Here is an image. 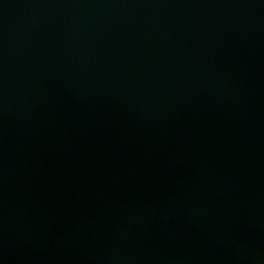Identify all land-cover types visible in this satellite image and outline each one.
Instances as JSON below:
<instances>
[{
	"label": "water",
	"instance_id": "obj_1",
	"mask_svg": "<svg viewBox=\"0 0 264 264\" xmlns=\"http://www.w3.org/2000/svg\"><path fill=\"white\" fill-rule=\"evenodd\" d=\"M0 264H264V0H0Z\"/></svg>",
	"mask_w": 264,
	"mask_h": 264
}]
</instances>
